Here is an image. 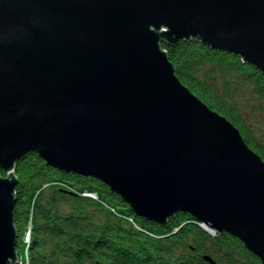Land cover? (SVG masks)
<instances>
[{"label": "water", "instance_id": "obj_1", "mask_svg": "<svg viewBox=\"0 0 264 264\" xmlns=\"http://www.w3.org/2000/svg\"><path fill=\"white\" fill-rule=\"evenodd\" d=\"M190 38L264 73V0H0V264L19 262L14 169L31 151L264 264V160L177 77L161 43Z\"/></svg>", "mask_w": 264, "mask_h": 264}, {"label": "trees", "instance_id": "obj_2", "mask_svg": "<svg viewBox=\"0 0 264 264\" xmlns=\"http://www.w3.org/2000/svg\"><path fill=\"white\" fill-rule=\"evenodd\" d=\"M161 47L180 81L227 117L264 160V142L249 127L232 89L250 86L264 100V73L197 38ZM14 172L17 264H263L228 232L211 234L185 212L165 224L144 219L101 180L51 167L36 152L17 160ZM0 175L7 176L2 169Z\"/></svg>", "mask_w": 264, "mask_h": 264}, {"label": "rangeland", "instance_id": "obj_3", "mask_svg": "<svg viewBox=\"0 0 264 264\" xmlns=\"http://www.w3.org/2000/svg\"><path fill=\"white\" fill-rule=\"evenodd\" d=\"M236 103L255 135L264 142V100L255 95L250 86L238 84L232 88Z\"/></svg>", "mask_w": 264, "mask_h": 264}, {"label": "built area", "instance_id": "obj_4", "mask_svg": "<svg viewBox=\"0 0 264 264\" xmlns=\"http://www.w3.org/2000/svg\"><path fill=\"white\" fill-rule=\"evenodd\" d=\"M200 223V225L202 226V223L201 222H199ZM25 241L26 242H29V233L27 234V236H26V238H25Z\"/></svg>", "mask_w": 264, "mask_h": 264}]
</instances>
